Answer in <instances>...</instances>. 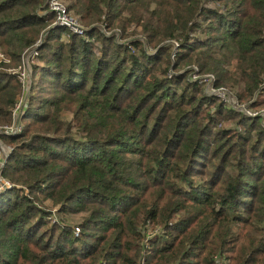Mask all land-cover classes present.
Instances as JSON below:
<instances>
[{
    "label": "trees",
    "instance_id": "obj_1",
    "mask_svg": "<svg viewBox=\"0 0 264 264\" xmlns=\"http://www.w3.org/2000/svg\"><path fill=\"white\" fill-rule=\"evenodd\" d=\"M63 2L0 0V264H264V0Z\"/></svg>",
    "mask_w": 264,
    "mask_h": 264
},
{
    "label": "built area",
    "instance_id": "obj_2",
    "mask_svg": "<svg viewBox=\"0 0 264 264\" xmlns=\"http://www.w3.org/2000/svg\"><path fill=\"white\" fill-rule=\"evenodd\" d=\"M49 11L53 12L55 14V25L62 26L66 28L68 31H70L73 34L81 35L83 33V28L81 27L79 21L76 17H74L72 14L68 13L66 10V4L62 0H49ZM37 50L38 46H35L30 51H28L23 60V64L21 67L13 68L14 70H7L8 73H12L17 76L18 81L27 89L30 81V74H31V65L35 62V57L37 56ZM9 59L3 55V53L0 51V69L3 65H8ZM192 80L199 82L203 81L206 82L207 85V91H209L210 82L212 81V77H196L192 76ZM213 89V88H212ZM216 90V89H214ZM223 92L224 95L227 97H230L226 93L224 89H218V92ZM230 104H233L236 109L242 110L247 116L253 117L256 116L257 113L253 112L252 110H249L244 105L240 106L237 105L234 101H232V97H230ZM223 100V99H222ZM24 100H20V102L16 105L14 110L12 111V115L14 118V123L9 127H4L0 131V136H13L16 133L20 132L22 127L19 123V110L21 106L23 105ZM18 120V121H17ZM6 150L5 146L0 141V168L4 164V157L6 156ZM10 185L6 182H0V192L4 191L6 189H10ZM75 234H78V229L74 230Z\"/></svg>",
    "mask_w": 264,
    "mask_h": 264
},
{
    "label": "rangeland",
    "instance_id": "obj_3",
    "mask_svg": "<svg viewBox=\"0 0 264 264\" xmlns=\"http://www.w3.org/2000/svg\"><path fill=\"white\" fill-rule=\"evenodd\" d=\"M63 1V0H62ZM112 34V32L110 33V32H107L106 33V35L107 36H110ZM117 35H118V33H117ZM11 68V69H10ZM14 70L11 66H9V68H8V70ZM199 85H200V88L201 89H204V92L206 93V95L207 96H216V98L217 99H219L220 101H223V103L226 105V103H230V100H231V96L230 97H227L226 95H224V93L223 92H218V90H214V89H212V88H209V91H207L206 89H207V83L206 82H203V81H201V82H199ZM227 93V92H226ZM227 94H229V93H227ZM230 95V94H229ZM223 99V100H222ZM242 111V110H241ZM233 122L232 121H227V122H223V127H228V128H231L232 126H233ZM42 207H43V209L46 211V212H48V213H50L49 215H51L52 217H54V218H57V214H56V207H51L50 206V203H48V202H44V204H42ZM69 223H71V224H74V222H72L71 220H70V222ZM77 227V226H76ZM76 227H74V230L76 229Z\"/></svg>",
    "mask_w": 264,
    "mask_h": 264
}]
</instances>
